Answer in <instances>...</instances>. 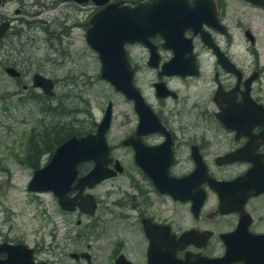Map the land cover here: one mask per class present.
<instances>
[{"label":"flooded vegetation","instance_id":"flooded-vegetation-1","mask_svg":"<svg viewBox=\"0 0 264 264\" xmlns=\"http://www.w3.org/2000/svg\"><path fill=\"white\" fill-rule=\"evenodd\" d=\"M5 1L2 3L0 0L2 5ZM115 1H120V5H135L151 0L107 2ZM107 2L95 4L89 0L79 5L83 9L88 8L90 16ZM188 4L198 8V13L192 15L198 23L188 24L182 30L188 39L176 34V38L166 40L157 32L148 37V44L142 41L124 44L125 57L132 70L131 82L152 115L145 112L142 117L134 99L101 75V60L95 50L100 62L97 81L108 83L126 104L120 112L123 118L119 123L116 145L109 144L107 139L112 128L113 99L106 101L97 117L88 100L80 97L85 100L84 107H80L70 99L79 95L76 92L68 95L66 112L71 134L67 137L95 131L108 103H111L110 123L105 133L112 158L109 167L113 168L117 160L121 170L102 182L125 175L128 186L133 189L132 194L123 192L114 201L123 209L118 214L123 216L131 230L114 236L104 232L77 233L75 241L87 238L92 239V243L87 242L85 247H75L68 252V257L76 264H96L95 248L108 250L101 254L100 264H149V257L155 264H163L175 246L178 258L196 254L222 257L226 251L224 236L231 239L237 250H241L243 243L238 242L239 239L247 234H264V191L248 195L254 189H249L244 182L246 172L253 166L251 159L264 161V0H188ZM27 12L22 6L14 8L15 14L0 7V21L8 19L10 22L9 28L0 36V69L14 82L8 94L21 90L23 97L38 104L36 135L39 138L37 144L33 138L30 140L31 151L26 156L38 169L45 166L60 144L62 101L56 94V87L62 83V77L53 71L44 72L39 55L41 44L36 37L19 38V42L12 37L20 35L22 29L19 25L22 27L23 22L31 26ZM29 14L35 15L33 12ZM65 34L62 29H48V42L56 52V58H49L52 64L60 61L59 56L68 57V49L60 48ZM53 39L57 40L56 45ZM170 61L179 64L175 67L180 68V72L163 69V65ZM6 67H14L16 73H8ZM165 69L172 68L168 66ZM73 71L74 66L69 76H74ZM36 73L52 80L51 92H45L41 85L35 83ZM116 146L121 156L128 151L130 170L122 157L112 154ZM44 153L49 154V159L38 167V155ZM92 167V160L78 163V178ZM205 176L222 184L213 189L204 180ZM184 177L187 180L180 188L189 191V198L180 199L170 192L161 191L174 186L169 178ZM229 182L232 184H226ZM75 184L76 180L72 186ZM91 189L85 188L83 195L90 193L88 190ZM200 190L205 197L195 214L192 205ZM77 193L76 189L68 194L74 196ZM94 199L96 208L93 214H85L78 207L72 211L62 210L92 216L98 206L95 196ZM80 222L78 219L76 224ZM190 230L195 232L190 243L175 245L179 236ZM77 243L80 245L81 241ZM28 247L33 251L34 262L47 264L35 257L34 247ZM0 258H5V254H0ZM232 264L244 262L235 259Z\"/></svg>","mask_w":264,"mask_h":264},{"label":"rangeland","instance_id":"rangeland-1","mask_svg":"<svg viewBox=\"0 0 264 264\" xmlns=\"http://www.w3.org/2000/svg\"><path fill=\"white\" fill-rule=\"evenodd\" d=\"M1 2L3 3V0ZM1 2L0 7L11 14H15V7L22 6L27 9V19L31 22V26L23 22L22 27L19 25V28L22 29L20 35L12 37L17 39V42H19V38L36 37L41 44V53H38L42 58L40 60L43 62L44 72L53 71L55 75L62 77V83L56 87V94L61 97L62 101L59 112L60 123L64 122L68 125L69 116L66 109L70 92H76L79 95L74 99L70 97L72 103L75 101L77 106L84 107L85 100H88L95 113L94 116L97 117H99L106 101L113 99L112 128L107 134V139L109 144L116 145L119 123L123 118L120 112L126 108V104L125 100L108 83L97 81L96 74L99 73L100 62L95 50L89 46L85 39L84 24L90 10L83 9L84 7L79 5L81 3L74 0H6L4 5ZM32 12L35 14L34 16L29 14ZM85 25H89L88 21ZM48 29L66 31L65 36L62 37L60 48L69 51L68 57L59 56L60 61L53 64L50 59L56 58V52L52 51L48 42ZM53 40L56 45L57 40ZM73 66L74 76H69V71ZM13 87V80L1 68L0 242L26 243L35 248V257L47 264H76L68 257V252L75 247H85L87 242L92 243V239L87 238L75 241L77 233L104 232L113 233L114 236L118 232L131 230L123 216L118 214L123 209L115 205L114 201L118 200L123 192L132 194L133 189L128 186L127 177L123 175L106 180L88 190L97 198L98 203L96 212L92 216H84L77 211H63L51 191L29 192L27 185L35 168L26 156L31 151L29 150L30 140L33 138L37 144L39 138L36 135L39 120L38 104L35 100L23 97L22 93L20 94V86L18 93L8 94V91ZM80 97H84L85 100ZM112 154L115 157H122L126 162L127 169H131V164L128 163L130 161L128 151L127 153L124 151L121 156L120 149L116 146L113 148ZM38 156V167L49 159L48 153ZM78 219L81 221L79 225L76 224ZM80 241L81 243L78 245L77 242ZM107 252L108 250L93 249V253L97 255L95 263L100 264L101 254Z\"/></svg>","mask_w":264,"mask_h":264},{"label":"water","instance_id":"water-1","mask_svg":"<svg viewBox=\"0 0 264 264\" xmlns=\"http://www.w3.org/2000/svg\"><path fill=\"white\" fill-rule=\"evenodd\" d=\"M74 1L82 3L89 0ZM91 1L95 4H103L108 0ZM195 12L198 13V8L189 5L188 0H151L135 5H120V1H115L100 6L89 16L85 39L98 52L101 60V75L108 78L127 97L134 99L142 117L145 112L150 115L153 113L131 82L132 70L125 57L124 44L135 41L148 44V37L157 32L163 35L166 40L169 37L176 38V34L180 38L188 39V37L183 36L182 30L188 24L198 23L196 19L192 18ZM190 16L191 21L188 20ZM9 25L8 19L0 21V36L9 28ZM177 64L175 61L167 62L163 65V69L180 72L178 70L180 68L175 67ZM168 66H171L172 69L166 70L165 68ZM5 70L10 74L16 73L14 67H6ZM34 80L36 84L43 87L45 92H51L52 80L50 78L36 73ZM110 117L111 103L109 102L95 131L84 135H72L61 141L45 166L33 171L27 190L29 192L51 191L61 209L72 211L78 207L85 214H93L96 208L94 196L90 193L83 195L84 189L93 188L103 180L115 176L117 171L121 170L117 160L113 168L109 167L112 158L109 155L110 148L105 133L109 127ZM85 160H92L93 167L78 178V163ZM251 160L253 166L246 172L244 182L249 189H254L247 194L256 195L264 191V161L262 159ZM240 179H238L239 182ZM75 180L76 184L72 186ZM169 180L174 186L166 191L161 189L162 192H170L180 199L189 198V191L180 188L187 177L169 178ZM204 180L213 189H217L222 184V182H217L209 176H205ZM76 189L78 193L74 196L68 194ZM197 194L198 197L192 205L195 214L205 197L202 190ZM194 235L195 232L192 230L184 232L179 236L178 243L175 241V245L190 243L189 240ZM172 237L174 236L172 235ZM226 237H223L225 238L226 251L222 257L196 254L178 258L175 255L177 248L175 246L172 253L167 254L163 264H232L235 259L243 260L244 264H264V234H247L245 238L239 239L238 242L243 243L240 245L241 250H237L230 242L231 239ZM32 252L23 243H0V254H5V258H0V264H44L43 262H34ZM149 264H155L151 257H149Z\"/></svg>","mask_w":264,"mask_h":264},{"label":"trees","instance_id":"trees-1","mask_svg":"<svg viewBox=\"0 0 264 264\" xmlns=\"http://www.w3.org/2000/svg\"><path fill=\"white\" fill-rule=\"evenodd\" d=\"M68 131H69L68 125L65 124L64 122H61L59 126V136H60L59 142H61L64 138H66L68 135L71 134Z\"/></svg>","mask_w":264,"mask_h":264},{"label":"bare ground","instance_id":"bare-ground-1","mask_svg":"<svg viewBox=\"0 0 264 264\" xmlns=\"http://www.w3.org/2000/svg\"><path fill=\"white\" fill-rule=\"evenodd\" d=\"M89 24V23H88Z\"/></svg>","mask_w":264,"mask_h":264}]
</instances>
